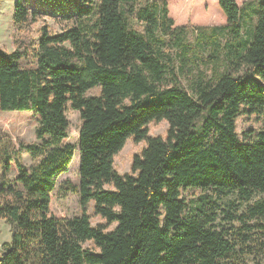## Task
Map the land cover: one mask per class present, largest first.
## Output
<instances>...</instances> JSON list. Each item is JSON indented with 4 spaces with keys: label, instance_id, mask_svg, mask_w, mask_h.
Returning <instances> with one entry per match:
<instances>
[{
    "label": "trees",
    "instance_id": "1",
    "mask_svg": "<svg viewBox=\"0 0 264 264\" xmlns=\"http://www.w3.org/2000/svg\"><path fill=\"white\" fill-rule=\"evenodd\" d=\"M253 3L246 37L238 0L189 13L224 20L193 25L215 50L230 34L191 94L159 48L190 25H176L168 0H14L13 26L29 34L0 47V110L38 116V142L0 146V219L10 226L0 264H264V129L238 132L240 118H264V0ZM44 14L66 24L33 38ZM70 109L80 113V182L60 190L78 194L81 214L60 218L50 205L75 154ZM163 121L166 133L152 136ZM129 141L145 145L122 175L115 160ZM231 194L235 213L221 204ZM222 212L238 227L221 226Z\"/></svg>",
    "mask_w": 264,
    "mask_h": 264
},
{
    "label": "rangeland",
    "instance_id": "2",
    "mask_svg": "<svg viewBox=\"0 0 264 264\" xmlns=\"http://www.w3.org/2000/svg\"><path fill=\"white\" fill-rule=\"evenodd\" d=\"M255 0H238L239 5L244 4V10H246L244 19L241 22L243 27V37L249 36L253 25L255 23V16L249 10L252 8ZM13 3L14 0H3L0 8V47L12 51L15 48V42L23 41L26 39L29 31L23 33L17 31L12 23L13 15ZM168 3L172 6L170 9L171 16L175 19L176 25H183L189 23L186 29H175L173 32L167 34L164 37L163 43L160 44V49L163 52L164 57L168 62L176 68L179 74L182 85L193 94V79L198 77L200 72H204L206 75H211L215 72L214 66L217 61L218 55H223L230 34L228 30H224V36L221 38V50H215L211 44H205L200 39V31L193 27L196 26H214L224 23V20L219 19L216 21H204L196 22L193 18H190L189 13L193 11L201 10L204 6L213 5L215 0H182L181 5L177 2L173 6L171 0ZM170 7V6H169ZM44 24L48 25L49 29L54 33H59L62 26L66 24L61 18H56L50 14H44L38 23L33 26L31 36L37 37L36 30ZM147 24H142V27L146 28ZM148 27V26H147ZM161 31L157 32L160 34ZM26 42V40H24ZM98 93L93 91V94ZM67 117L70 120L69 137L66 142L75 146V154L73 160L68 169L63 172L58 178V186L55 192L52 194L51 211L54 215L60 218H72L81 214V207L79 203V196L74 191H67L65 189L60 190V186L69 181L73 185H78L80 182L79 164H80V148H79V132H80V113L76 110H68ZM38 116L29 111H2L0 110V146L12 145L16 149H20V145H27L31 143H37L36 130L38 127ZM168 128V123L163 121L159 124H151L150 134L164 135ZM263 130L264 118L256 119L255 117H242L238 122V132L240 136L244 131L249 129ZM145 143L135 144L129 141L122 152L117 156L115 160V167L117 171L124 175L130 172L132 155L139 152ZM11 156L14 155V151L11 150ZM19 161L29 167L34 161L26 151H19L17 155ZM1 173V170H0ZM18 174L15 161L12 162V168L7 174L9 180H13ZM199 193H197L198 195ZM257 198L260 195L256 196ZM236 200V195L231 194L222 200V208L227 212L235 213L234 207H230L229 204ZM238 213V212H237ZM93 224L96 225L103 221L99 217L93 218ZM218 223L230 229V227H238V222L230 221L225 218V213H221ZM10 238V226L3 219H0V247ZM86 246H91L87 243ZM264 260V258H263Z\"/></svg>",
    "mask_w": 264,
    "mask_h": 264
}]
</instances>
